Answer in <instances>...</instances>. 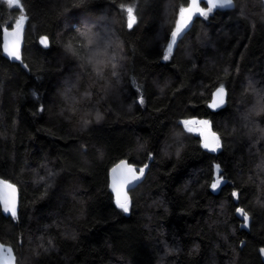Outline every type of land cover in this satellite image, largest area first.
<instances>
[{"label":"trees","instance_id":"16d2710c","mask_svg":"<svg viewBox=\"0 0 264 264\" xmlns=\"http://www.w3.org/2000/svg\"><path fill=\"white\" fill-rule=\"evenodd\" d=\"M190 2L21 0L25 44L13 62L2 35L22 13L0 0V179L20 193L17 220L0 206V241L18 264H264V4L234 0L194 18L164 61ZM86 25L105 35L117 76L107 59L103 79L87 62ZM221 84L228 104L211 112ZM188 119L209 121L221 148L205 150L183 130ZM121 160L150 164L128 213L110 190Z\"/></svg>","mask_w":264,"mask_h":264},{"label":"snow or ice","instance_id":"6c2138e0","mask_svg":"<svg viewBox=\"0 0 264 264\" xmlns=\"http://www.w3.org/2000/svg\"><path fill=\"white\" fill-rule=\"evenodd\" d=\"M6 2L9 8L17 7L21 11V15L15 22V27L12 32L5 31L3 52L6 56L12 60H20V38L23 32L24 24L27 21V16L23 14V8L21 0H2ZM261 4H264V0H260ZM201 4L204 6L202 7ZM234 7V0H191L187 7H180L179 16L175 22V28L171 31L170 42L166 45V50L163 55V60L168 61L173 53L174 45H176L178 38H182L183 34L189 29V25L195 18H208L214 10H225ZM127 28L132 29L137 23L136 15L134 14V7H127ZM79 31V29H77ZM90 28L85 26V30L80 33L87 41L85 48L88 52L87 62L95 65L97 76L103 79L105 59L111 64L113 69L111 75L117 76L114 71L116 64L112 63L115 57H106V53L110 44L99 36L89 35ZM40 44L45 48L49 47V39L47 36L40 38ZM67 50L75 54V50L72 45H67ZM118 82V81H117ZM67 88L65 90V96L68 97L72 89L76 87V84L71 80L66 81ZM225 87L221 84L215 92L212 93L210 108H220L225 103ZM260 103L257 107L264 110V94H258ZM143 97L140 98L139 103L143 104ZM43 110V109H41ZM101 117L97 114V120ZM87 123V121H85ZM183 125V130L188 133H197L202 141V147L210 152H216L221 148L220 137L211 130L210 122L207 120H195L188 119L180 122ZM177 155L179 153L177 152ZM153 157L150 154L149 160ZM148 165L145 164L143 167L137 169L134 165L129 164L125 160H121L110 170L111 183L110 187L112 192L115 194V205L122 212L128 213L130 211L131 201L128 192L145 176V170ZM217 177L214 182L211 183L210 187L213 191L220 188L223 183V177L220 174V166L216 165ZM234 198L239 197V193L234 191L232 193ZM0 206L5 214H10L13 220L18 219V198H17V186L8 180L0 179ZM236 212L243 218V226L247 227L249 223V215L244 208H237ZM47 251V249H45ZM261 253H264V248L260 249ZM0 264H16V255L11 246H6L0 243Z\"/></svg>","mask_w":264,"mask_h":264},{"label":"water","instance_id":"95a60500","mask_svg":"<svg viewBox=\"0 0 264 264\" xmlns=\"http://www.w3.org/2000/svg\"><path fill=\"white\" fill-rule=\"evenodd\" d=\"M192 23V22H191ZM191 25V24H190ZM190 25H189V27H190ZM14 29V27L13 28H10V29H6V30H4V32H3V35H2V49H3V43H4V33H5V31H7V32H12V30ZM25 31H26V23L24 24V28H23V32H22V35H21V38H20V56H21V59H22V55H23V50H24V44H25ZM184 35V34H183ZM43 36H46V35H43ZM43 36H41V37H43ZM40 37V38H41ZM40 38H39V41H40ZM49 39V38H48ZM178 39H180V38H178ZM39 44H40V42H39ZM41 45V44H40ZM41 47H43V48H45L43 45H41ZM49 47H50V40H49ZM49 47H47V48H45V49H48ZM3 54H4V56L7 58V59H9L10 61H13V62H19L20 60H12V59H10V58H8L7 56H6V54L3 52ZM216 91V90H215ZM214 91V92H215ZM225 92H226V95H225V103H224V105H222L220 108H216V109H213V108H210L209 107V109H210V111L211 112H219L220 110H222V109H224L226 106H227V104H228V97H229V94H228V90L225 88ZM211 103V101L209 102V104ZM209 104H208V106H209ZM206 150V149H205ZM208 151V150H207ZM126 161V160H125ZM128 162V161H127ZM129 163V162H128ZM130 164V163H129ZM148 165V168L145 170V176L144 177H142L141 178V180L136 184V186L135 187H133L132 188V190H134V189H136L142 182H143V180L145 179V177H146V175H147V173H148V170H149V167H150V164H147ZM109 179H110V183H111V176H110V174H109ZM110 190H111V187H110ZM131 190V191H132ZM131 191H129L128 192V195H129V198H130V192ZM111 192H112V190H111ZM112 194H113V196H114V198H115V194L112 192ZM17 198H18V205H19V202H20V193H19V190L17 189ZM0 243H2L1 241H0ZM4 245H6V244H4ZM6 246H9V245H6ZM14 250V249H13ZM14 254H15V252H14ZM16 255V254H15ZM262 255H263V257H264V253H262ZM16 264H18L17 263V258H16Z\"/></svg>","mask_w":264,"mask_h":264},{"label":"rangeland","instance_id":"374dc122","mask_svg":"<svg viewBox=\"0 0 264 264\" xmlns=\"http://www.w3.org/2000/svg\"><path fill=\"white\" fill-rule=\"evenodd\" d=\"M202 7H203V6H202ZM214 11H216V10H214ZM212 14H213V13H212ZM210 15H211V14H210ZM210 15H209V16H210ZM209 16H208V17H209ZM194 18H195V17H194ZM104 24H105V23H104ZM104 24H103V25H101V24H96V26H100V25H101V26H100V29L102 28L101 30L103 31V30H106V28L103 29L104 26H105ZM106 33H108V32H106ZM99 37L104 38L105 35L103 34V36H99ZM195 120H201V119H195ZM210 125H211V123H210ZM211 129H212V127H211ZM193 134L198 135L197 133H193ZM263 258H264V257H263Z\"/></svg>","mask_w":264,"mask_h":264},{"label":"bare ground","instance_id":"6f19581e","mask_svg":"<svg viewBox=\"0 0 264 264\" xmlns=\"http://www.w3.org/2000/svg\"><path fill=\"white\" fill-rule=\"evenodd\" d=\"M229 94V93H228ZM212 99V98H211ZM221 111V110H220ZM212 130V129H211ZM213 131V130H212ZM214 132V131H213ZM262 254V253H261ZM263 256V255H262Z\"/></svg>","mask_w":264,"mask_h":264}]
</instances>
